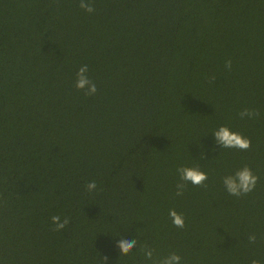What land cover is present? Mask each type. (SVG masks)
Masks as SVG:
<instances>
[{"label": "trees", "instance_id": "16d2710c", "mask_svg": "<svg viewBox=\"0 0 264 264\" xmlns=\"http://www.w3.org/2000/svg\"><path fill=\"white\" fill-rule=\"evenodd\" d=\"M79 2L0 0V264H146L145 243L182 264H264V0ZM221 125L251 148L217 145ZM245 165L256 189L230 196L222 178ZM181 166L207 187L176 196Z\"/></svg>", "mask_w": 264, "mask_h": 264}, {"label": "clouds", "instance_id": "9594fccd", "mask_svg": "<svg viewBox=\"0 0 264 264\" xmlns=\"http://www.w3.org/2000/svg\"><path fill=\"white\" fill-rule=\"evenodd\" d=\"M79 7L85 12L91 14L96 11L92 0H80ZM225 69L231 71L232 61L228 59L225 61ZM89 68L88 66L82 65L79 67L76 73L75 87L79 91H83L86 97L93 96L97 93L98 89L95 82L88 76ZM214 79V78H213ZM261 115L260 111L255 108H243L239 112L240 119H257ZM214 139L217 145L224 149H238L240 151H247L251 148V140L241 133L232 131L228 126L221 125L214 132ZM202 158H205L202 154ZM178 174V182L176 183V196H182L191 184L195 187H207L205 183L208 179V173L201 170L199 167H188L181 166L176 169ZM260 177L256 175L252 168L248 165L243 166L235 170L232 174L225 175L222 178L223 187L226 192L233 197L240 198L247 196L249 193L254 192ZM88 192H94L97 190L96 181H90L86 185ZM169 218L172 224L176 228L183 229L185 227V218L182 214L178 213L175 209L169 210ZM51 222L55 226V231H61L65 229L70 220L65 217L63 220L59 215H53L51 217ZM256 235L252 234L248 236V241L250 244L256 243ZM137 241L135 239L129 241L127 239H120L117 243L121 256H128L133 252L136 247ZM141 252L143 253V258L146 264H182V257L176 252H169L166 255H161L156 253L155 249L146 243L141 246ZM107 260V257H105ZM251 264H262L259 259H252Z\"/></svg>", "mask_w": 264, "mask_h": 264}]
</instances>
